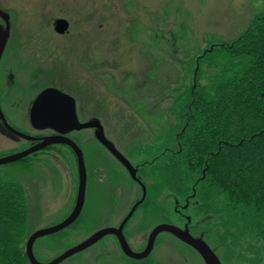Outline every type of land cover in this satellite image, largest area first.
Returning a JSON list of instances; mask_svg holds the SVG:
<instances>
[{
    "label": "rangeland",
    "instance_id": "rangeland-1",
    "mask_svg": "<svg viewBox=\"0 0 264 264\" xmlns=\"http://www.w3.org/2000/svg\"><path fill=\"white\" fill-rule=\"evenodd\" d=\"M263 4L264 0H0L1 9L10 13V29L14 30L3 61L5 71L13 75L2 79L6 113L12 117L11 123L23 131L30 129L26 110L42 88L55 86L79 100L85 122L93 121L92 115L99 113L113 141L114 133L125 141L129 131L135 130L138 139L145 142L151 134L136 127L138 122L147 121L151 130H156L157 121H174L175 116L167 114L166 109L171 103L172 87L185 74L180 63L191 60L208 41L237 36ZM58 18L68 22L64 33L54 29ZM151 66L155 70L146 76ZM185 82L187 87L194 86L191 79ZM90 132L82 143L92 152L97 150L98 142ZM24 143L0 124V153L17 152ZM52 150L53 154L41 152L0 167L24 180L30 190V202L34 204L30 233L59 223L72 203L74 163L65 161L72 166L66 167L63 155ZM96 157L93 152L90 159ZM115 178L117 182L106 184L103 190L89 182L96 198L86 201L81 215L69 227L36 240L33 250L37 260H51L94 228L113 225L125 215L138 188L128 176L116 174ZM147 181L151 182L150 176ZM100 191L103 197H99ZM145 209L139 207L125 228L132 234L134 245L136 239L141 241L142 232L165 217L164 212ZM170 215L175 217L172 212ZM211 234L224 243L219 248L224 256L234 250L226 235ZM159 238L148 260L141 264H203L197 254L173 237L162 234ZM82 261L136 264L121 255L111 236L60 264ZM229 261L248 264L243 259Z\"/></svg>",
    "mask_w": 264,
    "mask_h": 264
},
{
    "label": "trees",
    "instance_id": "trees-1",
    "mask_svg": "<svg viewBox=\"0 0 264 264\" xmlns=\"http://www.w3.org/2000/svg\"><path fill=\"white\" fill-rule=\"evenodd\" d=\"M262 7L237 36L208 41L181 63L185 74L166 109L174 121H157L154 140L140 146L148 160L142 174L151 178L145 210L155 211L152 196L163 189L185 196L194 187L193 199L216 218L234 254L237 247L264 251ZM186 79L195 85L187 87ZM28 192L0 169V264H31L25 253L34 208Z\"/></svg>",
    "mask_w": 264,
    "mask_h": 264
},
{
    "label": "flooded vegetation",
    "instance_id": "flooded-vegetation-1",
    "mask_svg": "<svg viewBox=\"0 0 264 264\" xmlns=\"http://www.w3.org/2000/svg\"><path fill=\"white\" fill-rule=\"evenodd\" d=\"M13 31L14 30H11V29L9 31L10 37L7 41L6 47L4 48V50L2 52V55H1L2 60H1V64H0V109H1L4 117L6 118V120L9 123H11L10 120H13V119H12V117H10L6 113L5 106L3 103L4 93L1 94V90H2L1 88H2V85L4 83L2 80L3 77L8 76L10 79L13 78V75L11 73L9 75L8 74L9 72H7V70L5 71L6 67L3 64V61L7 59V54L9 51L8 50L9 45H10L11 41L13 40V34H12ZM10 32H11V34H10ZM5 72H7V73L1 77V74L5 73ZM71 97L74 99L73 116L78 120V122H85L83 120V117L81 114L82 111H81L79 100L73 96H71ZM102 110H103V108L101 109V111ZM26 111H27L26 122L29 123L28 109ZM100 118H101V116L98 113V114L92 115L91 120H97L98 121V123L101 127V135H102L101 139H99L100 133L99 132L97 133V128L93 127V126H91L92 128L89 127L88 129H82V130H80V129L79 130L72 129L71 131L66 130L67 132L63 133V132L57 131L56 129H54L52 127H45V128H40V129L39 128H33L30 124L28 125L27 123L26 124L30 129H28V130L25 129L23 131L22 127H19L15 123L14 124L11 123V125H13V127L15 129L19 130L22 133H26L33 138V139L27 140L26 143L24 144V146L22 147V149H26V148L34 146L36 144H40L46 138H50L51 140L52 139L54 140V138L59 139V140L62 139L65 141L67 140L69 142V143L67 141H66V143L52 142V143L46 144L44 147L37 149L30 154V155H34V156H37V154H39L41 152H44L46 154H53L52 149H56V151H59L63 155L64 164L66 167L67 166L72 167L70 164H71V162L74 163V168L72 167L73 175H72V180H71L73 183V187H72V191H71V202L72 203H71V206H70L68 212L64 216V218H66L72 212L73 207L76 203V199H77V193H78V187H79V162H78L79 157H78L77 151H80L82 161H83V164H84L85 170H86V184H85L84 202H83L79 216L82 213V210L84 208L86 201H88L90 198H96L94 196V194L91 193V189L89 187V182L90 183L94 182L95 186H97L96 188L102 187V190H103L104 188H106V184L110 183L111 185H113L114 183H116L117 181H116L115 175L118 174V176H119L121 174L123 176L125 175V176L130 177L131 180L135 183L134 186L137 185V188H138V191L135 193V198L131 201V204L129 205L127 212L118 222L113 223V225H108V226L103 225V226L97 227V228L93 227L94 229L92 228L93 230L91 232H89L87 234V236L90 235L91 233H93L94 231L99 230V229L104 228V227H114V228L118 227L119 224L121 223V221L129 213L132 206L142 198V196H143L142 185H144L145 196H144L143 201L136 205L131 216L129 217V219L126 221V223L124 224V226L122 228V233H123V235L127 241V244L133 252L139 253V252H142L146 248L149 235H150V233L154 227H156L159 224H170V225L177 226L180 229L187 228L188 233L193 238L201 239L202 241H204L210 247V249L214 252V254L217 256V258L219 259L221 264H231V261H229V260H232L233 262L234 261L239 262V261H241V259H243L248 264H264V251H259L258 249L253 250L251 248H248L247 250H242L240 247H237V248H235V251H234V252H236L234 254V258H232V259H230V258L225 259L224 258V254L219 250V248L224 243L218 242L211 234L212 232H218L219 234L224 235V233L222 232L223 228L222 229H220L219 227L216 228L214 226L215 223H218L216 218L213 215H210L209 213H207V211L203 209V206H201L196 200L193 199L194 195H195L194 187L191 188L192 189L191 193L189 192L185 196L177 195L176 193H173L172 191H170L168 189H163L161 194H157L156 196H152V201L154 203L153 206L156 208L154 210L155 211L158 210L159 212H164V213H162V216L165 215V217H167V218H165L163 216V218H162L163 221L156 222L157 224L150 227L149 230H147V231L145 230L144 232H142V233H144L143 234L144 236L142 237L141 241L139 242L138 239H136V243L134 245L132 243V239H131L132 234L127 233L125 228L129 222V220L133 217V215L139 209V207L143 206L144 200L146 199V191H147L146 183H148L149 181H147L148 176L147 177L143 176L142 169H143V166L145 165V163L148 162V160L146 159L143 151H141L142 149L140 150V146L142 144H144L146 141L145 142L140 141L138 139L139 133L135 132V130L133 132L129 131L130 133L127 132V134L129 133V135H128V139L125 141L122 140L120 137H118L116 135V133H114V135L112 133L113 138H114V141H113L110 138V136H108V134H107L108 132L103 127ZM87 121H90V119ZM136 127H138L140 130H142L141 124L139 122H138ZM88 130H89V132H90V130H92V132H90V134L92 135V138H94V140H96L98 142L97 143L98 144L97 150L100 151L99 153L97 152L96 149L94 151L91 150L92 152H90V150H86L84 147V144L82 143V141L84 143L86 142L84 140H86L85 138H86ZM149 132L151 135H148L147 139H153L154 140L155 134L151 131H149ZM127 134L125 136H127ZM147 141L149 142L150 140H147ZM70 142L76 148H73V146ZM88 148L89 147H87V149ZM93 152L97 156L94 160L90 159ZM46 157L49 158V156H46ZM65 161L69 162L70 164L68 163V165H67ZM91 163H93L94 168L91 165ZM130 168H131V171H133V174L135 177H132L131 172H130ZM92 169H94V171H95L94 174L89 172ZM114 170H116L117 172H114ZM96 171L100 172L99 175H98V172L96 173ZM74 179H76V181H74ZM74 186H75V188H74ZM89 190H90V195H89ZM98 195H99V197H103V194L101 191L98 192ZM99 203H101V202H99ZM170 212H172V214L175 217H172L170 215ZM141 227L143 228L144 226H141ZM162 234H166L170 237H173L175 239V241H177L179 244H182V245L186 246L187 248H189L191 251H193L195 254H197L199 256V258L201 259V261L203 262V264H205L200 253L195 248H193L188 243L182 241L181 239L177 238L175 235H173L172 233L167 232V231H160L156 235L150 252L147 254V256H145L143 258H134V257L127 255L123 251V249L121 248L117 237L112 233L101 237L98 241H96L91 246L87 247L86 249L80 251L79 253H82L89 248L95 247L101 240H103L107 236H111V237H113L114 242L117 244V247H118L121 255H123L125 258H127L128 261H135L134 263L141 264V262L144 263L145 261L148 260V257L150 256L154 247L156 245H158L157 242L160 239L159 237ZM209 234H211V235L209 236ZM86 237H84L83 239H80L74 245H76L77 243H80ZM215 237L217 238L216 235H215ZM106 249H107V247H106ZM225 255H227V253H225ZM91 263H94V262H91ZM96 264H104V263H96Z\"/></svg>",
    "mask_w": 264,
    "mask_h": 264
},
{
    "label": "water",
    "instance_id": "water-1",
    "mask_svg": "<svg viewBox=\"0 0 264 264\" xmlns=\"http://www.w3.org/2000/svg\"><path fill=\"white\" fill-rule=\"evenodd\" d=\"M0 17L5 22L3 26H0V59H1L2 52L4 50V47L6 45V42L9 36L10 24H9L8 14L4 12L2 9H0ZM67 28H68V22L65 19L60 18L55 21L54 29L56 32L63 33ZM73 107H74V99L71 96H69L68 94L54 87L45 88L36 96L35 100L32 103V106L30 109L31 124L33 127L39 128V129L45 128V127H52L56 129L57 131H60L63 133L66 130L80 129L84 127L93 126L97 128V133L98 132L100 133L99 139H101L102 135H101V127L99 123L97 121L79 123L77 119L73 116ZM0 124L5 130L9 131L11 134H13L14 136L22 140L23 139L24 140L33 139L31 136L21 133L20 131L13 128L3 116L1 110H0ZM57 141H61V140L56 139V138H54V140L53 139L51 140L50 138H46L40 144L31 146L17 153L2 156L0 157V165L16 161L20 159L21 157L37 149L44 147L46 144L57 142ZM72 146L73 148H76L73 144ZM77 154L79 157L78 158L79 160L78 161L79 162V187H78L77 199H76L74 208L72 212L60 223L54 226H51V227L35 230L33 233H31L28 236L26 240V244H25V253L31 264H58L65 258L73 255L76 252H79L87 248L88 246L96 242L98 239H100L102 236L106 234H110V233L114 234L117 237L121 248L127 255L134 257V258H143L147 256V254L150 252L153 246L154 239L160 231L170 232L173 235H175L177 238L191 245L193 248H195L200 253L205 264H221L217 256L214 254V252L210 249V247L204 241H202L201 239L193 238L188 233L187 228L180 229L179 227L170 225V224H159L156 227H154L149 235L147 246L142 252L135 253L130 249L122 233V228L124 224L126 223V221L129 219V217L131 216L136 205L143 201L144 196H145L144 185H142V190H143L142 198L132 206L131 210L125 216V218L121 221L118 227H115V228L114 227H104V228H101L95 231L90 236H88L85 240L65 250L63 253H61L60 255H58L57 257H55L49 262H40L39 260H37V258L35 257L33 253V244L35 240L41 236H44L49 233H53L60 229L65 228L77 218L78 214L81 211V208L84 202L86 172H85V167L82 161L80 151H77ZM130 172H131L132 177H135L133 174V171H131V168H130Z\"/></svg>",
    "mask_w": 264,
    "mask_h": 264
}]
</instances>
